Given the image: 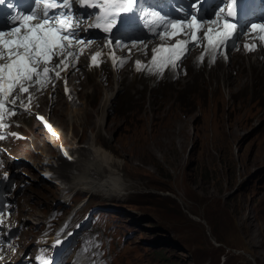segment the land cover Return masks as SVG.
<instances>
[{
  "label": "rangeland",
  "instance_id": "rangeland-1",
  "mask_svg": "<svg viewBox=\"0 0 264 264\" xmlns=\"http://www.w3.org/2000/svg\"><path fill=\"white\" fill-rule=\"evenodd\" d=\"M242 39L244 34L231 50L218 56L217 100L205 88H213L208 85V61L196 64L191 60L198 56L200 43L183 58L184 69L175 62L174 69L183 70V75L190 71L188 81L176 86L156 87L164 70L153 69L148 77L147 72L132 75L135 70L126 61L116 70L101 64L88 73V67H78L79 60L75 61L68 77L82 73L72 82L85 112L75 121L68 120L60 79L48 83L49 88L51 84L55 87L35 111L45 112L44 106L49 110L51 105L47 115L69 147H90L92 135H98L96 146L122 163L118 174L130 185L123 198H107L102 193L87 197L82 192L74 199L77 207L87 202L83 213L88 208L108 213V224L119 230L113 264H264V60L259 68L248 69L250 59L239 54ZM156 42L130 46L128 60L135 51L150 54V46ZM260 44L264 48V42ZM152 97L164 104L163 113L172 106L176 117L149 120L146 114ZM104 110L105 121L99 127L97 121ZM17 119L24 123L21 131L27 139L8 140L5 145L13 148L21 165L32 167L36 174L19 204H27L25 214L32 207L38 209L42 221L57 201L61 185L39 177L34 159L41 152L55 155L56 148L35 115L21 114ZM151 131L152 137H146ZM17 212L15 208L9 215ZM26 217L35 232L37 221ZM17 234L20 238V231ZM21 254L17 251L16 256ZM5 262L16 264L10 259Z\"/></svg>",
  "mask_w": 264,
  "mask_h": 264
},
{
  "label": "bare ground",
  "instance_id": "bare-ground-1",
  "mask_svg": "<svg viewBox=\"0 0 264 264\" xmlns=\"http://www.w3.org/2000/svg\"><path fill=\"white\" fill-rule=\"evenodd\" d=\"M237 29H239V28H237ZM223 30H224V27L222 30H219L217 32H222ZM203 31H207V27L203 28ZM217 32H215V33H217ZM86 33H87V31H85L84 29H81V30L77 29V39H83L82 37L84 35H86ZM257 35H258V33L249 31L247 33H244V39L240 40V53L239 54H240V56L247 55V58L250 59L247 62V68L248 69L249 68L252 69L253 67L259 68L262 65L261 61L264 60V48L260 44L261 41L256 38ZM234 36H235V33H234ZM237 37L238 36H236V40H237ZM187 38L188 37L186 35H184L182 37L178 36V37L173 38V39L161 38V39L157 40L156 43H154L153 45L150 46V49H151L150 54L145 53V52L139 53L138 51H135L132 60L128 62L129 68L132 70H135V73H132V75H135L138 72H143L142 75H144V72H147L145 77L150 76L151 71L149 69H152V70L156 69L152 63L153 56L155 55L157 57L158 62H159L161 55H162V53H155L153 50L159 49L162 46L163 47H170V46L174 45L177 40L187 39ZM236 40H235V42H231L228 45V49L231 47L232 48L234 47V45L237 42ZM253 44L256 45V48L254 51H248L245 48V45H253ZM200 45L201 46H200V51H199L198 56L196 55V56L191 57V60L193 59L194 63H196V64L206 63L205 59L208 61L207 64L210 65L209 73L211 75L209 82H208V85L212 86L213 88H211V89L208 87H205V88L212 93L211 98L217 100V98L215 97L216 95L214 96V94H216L215 92L217 91V88H220L218 85V84H220V81L216 79V76L218 75L217 72L220 71V69H216L217 67L220 68V66H218V63L221 61V59L219 57H217V56H219L220 51H214L212 48H210L208 46L207 40H204ZM190 46H192V43H189L187 45V49H190ZM191 48H194V47L192 46ZM70 50L76 53V57L69 58L68 60L65 61V63L68 64L67 68H64L63 65H61L59 68H56L57 71H60V75H61L60 84L62 86L61 87L62 93L64 92V89H65L66 80H67V87H69V86L75 85V83H73L72 80L77 81L81 78L80 77V74H82L81 71H78L77 73H75L74 78H73V76H71L70 78L68 77L69 74L75 69L73 64L77 59H79L78 67L80 65H84V66L88 67V73H92L93 69H95V67H97L101 64L102 65L106 64L109 67H111L113 70H116L117 68L120 67L119 61L128 60V56H131L130 54H128V50H126V49H124V50L117 49V47H115V45L113 46V48H111L110 43L99 42V41H97L96 43H94V42L89 43V41H84L83 44H78L76 40H73L72 48ZM81 50H83L82 54H81ZM97 52H99L101 54L97 58L98 65H93V64H91V62H92L91 57L93 55H95ZM186 54H187V52L184 54V56H186ZM208 54L210 56V59H207ZM201 55H203V57H204V59L202 61L199 59L201 57ZM213 55L215 56V60L212 59ZM238 58H239V56H236V59H238ZM64 59H65L64 56L54 57L49 66L55 67L57 64H59L60 60H64ZM178 60H176V61H178ZM137 61L140 62L139 69H138L137 64H136ZM184 63H185V61L178 64L180 69L181 68L184 69ZM89 65H90V67H89ZM102 65H101V67H102ZM101 67L100 68L98 67L96 69H102ZM196 69H197V67H196ZM198 69H199V67H198ZM159 70H164L165 73H163L162 76L160 74L161 77L156 80V82H157L155 84L156 87L161 86L163 84H172L173 86L174 85L176 86L178 84L186 83L189 79V76H190L189 70H187V74L183 75L182 74L183 70L181 72L179 69L175 70L173 68V70H172L171 65H169L167 67L160 68ZM199 72L201 74V70L198 71V73ZM51 75H52V77H54V74L51 73ZM193 76H194V73H193ZM86 77H88V79H89L90 75H88ZM52 80H53L52 82L57 81L55 78H52ZM215 81H216V83H215ZM214 84L218 85V86L214 87ZM51 85H52L51 88H49L47 86L40 91H36V90L30 88V93L33 95V100L31 101V105L33 106L34 109H37L39 106H41V104H44L46 102L48 95L51 93V90L55 87L54 84H51ZM156 87H154V90L156 89ZM45 89H46V92H43V90H45ZM56 93H59L58 88H56ZM27 95L28 94H25L24 100H23V103L26 105L29 103L27 100ZM105 95H106V93H105ZM110 99H111V97L107 99L108 101L103 106V109L106 106V104H108ZM157 101H161V100H159L156 97H152L151 102H150L151 107H150V110L148 111L152 116L149 113L146 114L149 120L151 117H154L155 119H164L167 117L166 121H168L169 119L176 117L172 112V106L168 111L163 113L162 108H164V104L163 103H157ZM54 102H56L55 99H54ZM48 104H50V102ZM20 110H17L16 115L20 114ZM66 110H67V117H68L69 121L78 120L80 118V116H82V114L85 113L82 111V110H84V108L81 106H77V105L71 106V107L68 105ZM44 111L45 112H42V114H45V115L49 114V112H51V105H50L49 110L47 109L46 106H44ZM79 113H81V114L78 115ZM5 117H6V119H5L4 123H6V121L12 122L13 123V131L22 133L21 128L19 127V123H22V124H24V123L21 120L11 118L7 114H5ZM104 119H105V110L103 111V115L101 116L99 121H97L99 127L103 126L104 121H105ZM170 125L168 126V130L171 129ZM168 130H167V134H170V132H168ZM55 132L57 133V136H51V138H50L52 141L51 143H53L54 147L56 148L55 155H48L44 152H41V155L37 156V158L34 159V164L38 168H44L45 167V170H47L49 168V165L58 166L59 171L61 173V176H60L61 180H59L60 185H62L64 187V189L85 192V193H87V197H89V196L92 197L94 195H99L100 193H102L103 196L107 197V198H109L111 196L123 198L127 194L128 190L130 188V185L122 180L120 174H118V171H117L118 168L122 167L121 166L122 163L116 161L111 154L107 153L102 148L96 146L98 135H92L91 141L89 143L90 147H82V149H81V147H79V148L70 147L69 157L67 159H64L60 155L59 146L61 144L62 145H68V142L65 141L66 137L59 131V129L57 130L55 128ZM35 136H38V135L35 134ZM146 137H152V131L148 132V135ZM154 137H157V136H154ZM155 141H158V140H155ZM155 141L150 142L149 144L146 145V147L149 146L150 144L154 143ZM36 142H38V141H34L33 144ZM28 149H29V147L27 148L26 151H28ZM93 155H95V157ZM75 159H76V161H75ZM84 161L86 162V164H83ZM91 163H92L94 169L91 166ZM9 166H10V168H12L13 164L10 162ZM24 171L27 172L28 174H30L33 179H36V174H33V172H31V170L24 168ZM14 172L15 173H13V177L17 180L16 182L18 184V188L16 190V199H18L19 202H21V199L23 196L19 195V192H23V194H26L28 187L26 186V184L24 182H22V180L18 174L19 171H14ZM12 196L13 195H10V197H12ZM24 207H27V204L23 203V205H20V209H19L18 213L15 215L7 216V220H9V221L4 223V228H2L3 235H5L6 231H9V230H12V231H18L19 230L20 231V238H17V240L15 241V245L18 243V248H13L11 250L0 249V257H2V259H0V264H3L5 259H10V260H13L15 262H18L19 255L16 256L17 251L20 254V252L22 253L23 251L27 250L31 245H35V243H36L37 238H36V236L34 237L35 232L32 229H27L26 231H24L26 226H28L29 223H31L29 219H26L27 218L26 215H30V217H33V219H35L37 221V223H39L37 225L39 227L40 222H41V220H40L41 214L40 213L38 214V209H36L35 207H32L31 210L25 214V208ZM16 222L18 223L17 225L15 224ZM29 231H31L32 233H30L29 237H27V232H29ZM4 239H6V238H4ZM256 245H257V243H256Z\"/></svg>",
  "mask_w": 264,
  "mask_h": 264
},
{
  "label": "snow or ice",
  "instance_id": "snow-or-ice-1",
  "mask_svg": "<svg viewBox=\"0 0 264 264\" xmlns=\"http://www.w3.org/2000/svg\"><path fill=\"white\" fill-rule=\"evenodd\" d=\"M234 2V0H233ZM37 5L35 11L27 14L24 12H15L9 17V27L0 30V128L10 127L4 123V116L9 117L17 114V108H23L25 111L30 110L33 95L30 88L40 91L47 87L52 80V75L59 79L61 65L68 67L65 63L69 58L76 57V53L71 51L73 40L78 44H83L82 39H77V28L72 23L71 7L73 4L86 5L91 9L97 10L95 14V23L89 25L91 28L102 29L105 33H111L113 26L117 24L118 18L123 13L134 12L137 0H34ZM5 4V0H0V5ZM199 0L193 4L194 14L190 15L186 20H165L159 17V22L163 26L162 38L172 39L177 36L186 35L187 39L177 40L170 47H161L154 49L155 53H162L158 62L157 57L153 56V66L159 70L160 68H175V61L185 58L184 54L189 51L187 45L198 46L200 37L197 35L201 31V21L198 20ZM58 10V11H57ZM221 13L223 9L220 10ZM151 15H157L152 13ZM228 17H233L234 12L229 10ZM33 21H39L33 23ZM212 24L217 21L213 20ZM224 30L222 32L213 33L210 27L203 33V39L207 40L208 46L214 51L222 52L227 47L229 41L235 36L242 35L247 32L250 27L252 30H258L257 39L264 42V24H251L249 26L241 25L239 29L235 23L225 21ZM92 43V41H89ZM248 51H254L256 45H245ZM81 50V54H82ZM101 54L97 52L91 57L93 65H98L97 58ZM64 56V60H60L55 67H49L54 57ZM204 59L203 55L199 58ZM215 60V56L212 57ZM126 61H119V65L123 66ZM139 69L140 62H136ZM150 71L152 69H149ZM65 91L67 82H65ZM27 95L28 104H24V96ZM19 101V104H18ZM43 120V117H38ZM47 124V122L45 121ZM51 130V125H47ZM12 136L19 137L18 133H11ZM4 135H0V140L5 139ZM67 155V152H65ZM5 178L7 174L5 173ZM3 214L0 213V226L3 225ZM60 241H57L59 243ZM2 259V257H0ZM42 264H49L47 259Z\"/></svg>",
  "mask_w": 264,
  "mask_h": 264
},
{
  "label": "trees",
  "instance_id": "trees-1",
  "mask_svg": "<svg viewBox=\"0 0 264 264\" xmlns=\"http://www.w3.org/2000/svg\"><path fill=\"white\" fill-rule=\"evenodd\" d=\"M171 260H174V258H171Z\"/></svg>",
  "mask_w": 264,
  "mask_h": 264
}]
</instances>
